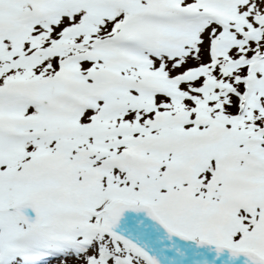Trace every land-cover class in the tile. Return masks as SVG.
<instances>
[{"label": "snow or ice", "instance_id": "snow-or-ice-1", "mask_svg": "<svg viewBox=\"0 0 264 264\" xmlns=\"http://www.w3.org/2000/svg\"><path fill=\"white\" fill-rule=\"evenodd\" d=\"M0 264H264V0H0Z\"/></svg>", "mask_w": 264, "mask_h": 264}]
</instances>
